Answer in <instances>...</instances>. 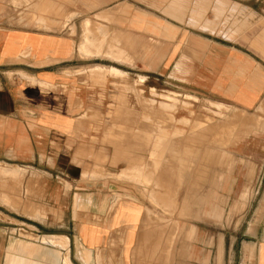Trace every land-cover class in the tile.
<instances>
[{
	"label": "crops",
	"instance_id": "0c3cea01",
	"mask_svg": "<svg viewBox=\"0 0 264 264\" xmlns=\"http://www.w3.org/2000/svg\"><path fill=\"white\" fill-rule=\"evenodd\" d=\"M263 20L264 0H0V160L30 200L5 207L0 264H134L147 212L184 199L264 214ZM245 235L238 264H264V218Z\"/></svg>",
	"mask_w": 264,
	"mask_h": 264
},
{
	"label": "rangeland",
	"instance_id": "374dc122",
	"mask_svg": "<svg viewBox=\"0 0 264 264\" xmlns=\"http://www.w3.org/2000/svg\"><path fill=\"white\" fill-rule=\"evenodd\" d=\"M154 8L160 9L156 6ZM33 24L31 21L27 22V25ZM39 24L45 25L44 22ZM263 31L264 20L251 28V34L255 35L249 39L251 50L256 51L263 44L264 37H257V33L263 34ZM251 56L264 59L259 53H251ZM263 115L264 109L251 114L248 134L250 141L257 140L258 137L264 140ZM235 131L236 126L229 129L227 140L219 143L224 146H236L240 137ZM222 152L231 154L237 151L225 149ZM250 158H253V155H250ZM23 173L19 167L0 160V225L11 220L17 222L18 219L16 214H11L15 220H8L4 216L5 207L17 211L18 205L24 204L25 200L26 204L30 205L27 197L29 190L22 180ZM258 200L260 199L248 197L202 198V212L194 214L190 212L193 207L188 206L193 199H184L186 206L180 208L179 212L171 211L172 207L168 213L147 212V220L142 228L145 236L139 239L140 246L134 264H238L240 242L250 239L245 235L247 223L264 218V214L254 213ZM175 203L178 204V199H170V205Z\"/></svg>",
	"mask_w": 264,
	"mask_h": 264
},
{
	"label": "bare ground",
	"instance_id": "6f19581e",
	"mask_svg": "<svg viewBox=\"0 0 264 264\" xmlns=\"http://www.w3.org/2000/svg\"><path fill=\"white\" fill-rule=\"evenodd\" d=\"M118 57V56H117ZM101 71V70H100ZM186 155V154H185ZM179 158V157H178ZM3 170V169H2ZM165 207V206H164ZM165 210V209H164Z\"/></svg>",
	"mask_w": 264,
	"mask_h": 264
}]
</instances>
